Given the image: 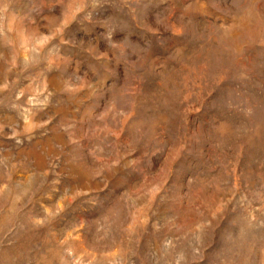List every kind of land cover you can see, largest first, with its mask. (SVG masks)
I'll list each match as a JSON object with an SVG mask.
<instances>
[{
    "label": "rangeland",
    "instance_id": "rangeland-1",
    "mask_svg": "<svg viewBox=\"0 0 264 264\" xmlns=\"http://www.w3.org/2000/svg\"><path fill=\"white\" fill-rule=\"evenodd\" d=\"M0 264H264V0H0Z\"/></svg>",
    "mask_w": 264,
    "mask_h": 264
}]
</instances>
